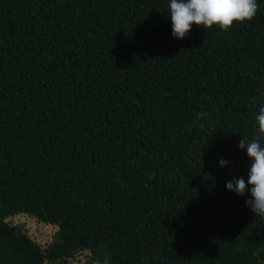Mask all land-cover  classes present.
<instances>
[{"label":"trees","instance_id":"trees-1","mask_svg":"<svg viewBox=\"0 0 264 264\" xmlns=\"http://www.w3.org/2000/svg\"><path fill=\"white\" fill-rule=\"evenodd\" d=\"M169 3L0 0V264H264V217L226 189L264 103V0L184 39Z\"/></svg>","mask_w":264,"mask_h":264},{"label":"clouds","instance_id":"clouds-1","mask_svg":"<svg viewBox=\"0 0 264 264\" xmlns=\"http://www.w3.org/2000/svg\"><path fill=\"white\" fill-rule=\"evenodd\" d=\"M172 35L184 39L192 26L212 28L218 26L221 31H228L235 23L251 21L258 9L257 0H170L168 5ZM256 130L251 140L240 139L239 148L246 149L251 160L247 181L243 177L234 178L226 183V189L239 196L250 192L246 207L255 216L264 217V103L258 105L255 115ZM223 167L228 162L219 161Z\"/></svg>","mask_w":264,"mask_h":264},{"label":"rangeland","instance_id":"rangeland-1","mask_svg":"<svg viewBox=\"0 0 264 264\" xmlns=\"http://www.w3.org/2000/svg\"><path fill=\"white\" fill-rule=\"evenodd\" d=\"M6 221L9 224L21 226L41 247H46L52 241V236L56 230L53 225L38 222L25 214L10 216ZM43 264L50 263L45 262ZM64 264H89L87 262V253L79 252L74 258L68 260L67 263Z\"/></svg>","mask_w":264,"mask_h":264}]
</instances>
